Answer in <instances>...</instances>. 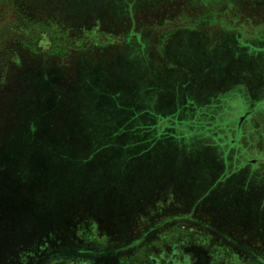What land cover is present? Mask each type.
<instances>
[{
	"label": "rangeland",
	"instance_id": "1",
	"mask_svg": "<svg viewBox=\"0 0 264 264\" xmlns=\"http://www.w3.org/2000/svg\"><path fill=\"white\" fill-rule=\"evenodd\" d=\"M258 164L264 0H0V264L264 262Z\"/></svg>",
	"mask_w": 264,
	"mask_h": 264
},
{
	"label": "trees",
	"instance_id": "2",
	"mask_svg": "<svg viewBox=\"0 0 264 264\" xmlns=\"http://www.w3.org/2000/svg\"><path fill=\"white\" fill-rule=\"evenodd\" d=\"M11 153H14V152H11ZM44 154V153H43ZM27 187V186H26ZM27 191V190H26ZM29 195H31V196H29L28 198H27V196H24V197H22L23 199H24V201L23 202H21L22 201V198H20V197H18V198H20L18 201H16V200H13L12 202V204H9V205H7V204H5V205H1L0 204V220H1V216H3V212H7L8 210H10L9 208H11V209H21L23 206H30V204H33V203H36L35 202V196H36V193L34 194V193H32V191L31 192H29L28 193ZM25 195H27V194H25ZM47 196H48V198H45V199H42L41 201H42V205H43V207H45L46 206V204H47V201H48V199L49 198H51L52 196H53V191H51V190H49L48 192H47ZM21 202V203H20ZM232 209V208H231ZM27 210V209H26ZM42 212H44V211H42ZM220 231H222L223 233H227L228 235H231L227 230H225L224 228H220ZM240 241V240H239ZM246 246V245H245ZM248 247V246H247ZM262 257H264V255H262ZM264 259V258H263ZM253 263V262H252ZM254 264H264V262L263 261H261V262H254Z\"/></svg>",
	"mask_w": 264,
	"mask_h": 264
},
{
	"label": "crops",
	"instance_id": "3",
	"mask_svg": "<svg viewBox=\"0 0 264 264\" xmlns=\"http://www.w3.org/2000/svg\"><path fill=\"white\" fill-rule=\"evenodd\" d=\"M257 115L258 116H260L261 114L260 113H257ZM248 118L249 117H247V118H244V119H242L241 121H243V123H242V126H240V127H238L236 130H238V132L241 134V138H249V136H247V134L245 133L246 132V126L244 127V122H246L247 120H248ZM251 130L252 131H254L255 129H252L251 128ZM256 131H257V129H256ZM229 133H234L231 137H232V140H231V145H232V147L234 146L233 144H236V139H235V137H236V133H237V131L236 132H234L233 130L232 131H228ZM224 134H226L227 135V133H224ZM253 132H251V136L250 137H252L253 135ZM254 164H256V161H249L248 163H247V165H245V167H243V169H246V168H248L250 165L251 166H253ZM259 165L260 164H258L257 165V171L259 170ZM254 167V166H253ZM255 168V167H254ZM242 171H244V170H242ZM246 171L248 172L249 171V169H246ZM253 171H254V169H253ZM262 172H264V170L263 171H258V172H256V174L258 175V176H260V177H263L264 178V173H262ZM254 177V176H253ZM253 179V178H252Z\"/></svg>",
	"mask_w": 264,
	"mask_h": 264
},
{
	"label": "flooded vegetation",
	"instance_id": "4",
	"mask_svg": "<svg viewBox=\"0 0 264 264\" xmlns=\"http://www.w3.org/2000/svg\"><path fill=\"white\" fill-rule=\"evenodd\" d=\"M244 118H246V117L244 116L242 119H244ZM242 119H241V120H242ZM242 123H243V121H241V122L238 124V127L242 126Z\"/></svg>",
	"mask_w": 264,
	"mask_h": 264
}]
</instances>
